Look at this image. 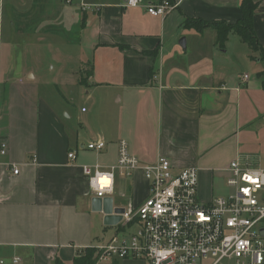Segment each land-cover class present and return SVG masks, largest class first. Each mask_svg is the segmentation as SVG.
<instances>
[{"label":"crops","instance_id":"crops-1","mask_svg":"<svg viewBox=\"0 0 264 264\" xmlns=\"http://www.w3.org/2000/svg\"><path fill=\"white\" fill-rule=\"evenodd\" d=\"M158 1L127 7L126 0H27L26 14L14 13L30 24L29 17L43 8V32L59 33L65 49L75 52L80 66L75 85L87 87L85 94L95 104L89 115H74L71 123L77 126L72 130L66 118L73 115L66 107L58 111L36 84L26 82L35 79L32 72L16 77L15 69L0 65V138L9 146L7 155L0 156V257L9 263L21 257L18 264H73L86 249L105 244L120 230L96 210L109 201L94 205L97 196L82 165L116 161L121 139L144 163L165 156L177 168L200 165L229 176V163L239 156L242 89L228 85L231 79L220 63L233 61L238 47L250 63L246 67L254 69L239 75L238 84L249 93L264 91L259 77L264 71V0H256L253 22L263 49L253 50L255 54L239 44L245 42L235 32L220 46L213 26H185L188 18L236 23L242 0H170L179 5L167 17L146 11ZM205 57L209 65L195 72ZM91 66L93 73L86 77ZM244 74L249 76L245 81ZM97 104L108 113L96 111ZM96 140H104L106 147L88 150V142ZM70 151L76 152L75 160L68 157ZM219 154H227L226 159L219 160ZM8 161L20 166L19 174L4 166ZM217 193L213 188L206 198ZM148 195L149 182L137 171L129 178L117 176L114 193L101 199L111 198L116 208L130 199L140 204ZM104 264L148 263L126 258Z\"/></svg>","mask_w":264,"mask_h":264},{"label":"built area","instance_id":"built-area-1","mask_svg":"<svg viewBox=\"0 0 264 264\" xmlns=\"http://www.w3.org/2000/svg\"><path fill=\"white\" fill-rule=\"evenodd\" d=\"M141 3L142 0H126L127 7ZM178 5L160 0L148 4L146 11L167 17ZM248 77L244 74L242 79ZM105 147L104 140L86 145L88 150L98 152ZM8 149V142L0 138V156L7 155ZM76 156L75 151L68 153L72 160ZM4 166L13 174L20 172V166L12 161ZM82 170L100 198L114 193L117 176L129 178L141 171L149 182L148 197L140 204L128 200L118 223L120 230L96 247L94 264L126 258L148 264H203L210 259L211 264H264V170L252 167L248 157L237 156L229 163L227 185L231 192L205 201L198 197L196 166L177 168L165 156L144 163L131 153L124 139L118 142L116 161L108 165L83 164ZM134 225L137 228L130 232ZM21 261V257H12L9 263L0 257V264Z\"/></svg>","mask_w":264,"mask_h":264},{"label":"rangeland","instance_id":"rangeland-1","mask_svg":"<svg viewBox=\"0 0 264 264\" xmlns=\"http://www.w3.org/2000/svg\"><path fill=\"white\" fill-rule=\"evenodd\" d=\"M26 2L27 0H0L1 68L3 70L15 69L14 73L17 75L16 77H25L27 72H32L35 75V79L30 81L26 78V82L36 84L35 86L38 87L39 94L58 111L64 105L67 111L73 115V119L66 118L67 122L71 123L75 120L74 115L76 113L82 114L83 117L89 115L95 104V99L87 98L85 94V91L88 89L87 87L75 85L80 69L76 59L77 56L74 54L75 52L65 49L63 38L59 33L53 35L43 32L45 24L42 19L44 13L43 8H41L42 13L36 14L35 17H29V19L31 18L30 24L25 19L27 17H13L14 13L26 14L29 9L26 6ZM33 13H35V8L33 9ZM239 44L249 54L256 53V51L251 50L245 43L240 42ZM234 48L235 50L232 54L233 61L220 63V67L225 66L224 74L231 79L228 85L239 87L240 90L242 89L238 121L240 146L237 154L240 158L248 157L252 167H258L264 170V119H262L264 117V111L260 112L261 110H259L264 107V91L252 90L249 93V91H245L247 87L238 84L237 77L239 75L243 73L251 74L254 69L246 67V63L248 65L250 63L244 60V54L242 56V52L238 47ZM187 57L190 58V53ZM200 59H202L199 61L200 68L196 67L195 72L206 69V65H209L206 57ZM248 61L251 62L249 57ZM5 89L6 91L8 90V88ZM98 90L104 91V89ZM3 95H5L4 92ZM83 107L86 112H82L81 109ZM96 111H99L103 115L108 113L104 106L99 104H97ZM261 113H263L262 116ZM63 116L65 118L67 116L66 113H63ZM247 119H250L252 122L247 124ZM76 126V123H71L70 129L76 130ZM226 155L219 154L218 159L223 161L226 159ZM199 167L201 166L199 165ZM199 167L197 168L199 169L198 197L200 201L207 200L208 192L213 188L215 191H219L216 195H226L231 192V189L227 185V177L224 171L217 169L210 171L209 169ZM202 173L204 179H201ZM136 228L137 225L130 227V232H134ZM90 248H95L96 250V247ZM211 263L212 259L203 262V264ZM221 264H229V262H223Z\"/></svg>","mask_w":264,"mask_h":264},{"label":"trees","instance_id":"trees-1","mask_svg":"<svg viewBox=\"0 0 264 264\" xmlns=\"http://www.w3.org/2000/svg\"><path fill=\"white\" fill-rule=\"evenodd\" d=\"M258 6L259 3L256 0H242L240 6L242 17L236 23H227L224 21L205 22L203 20L188 18L185 22V26L197 30H201L207 26H213L217 30L216 43L220 46H224L229 34L235 32L251 47L252 50H261L263 48L258 41L253 22L255 11ZM92 73V66L86 69V77H89ZM259 77L261 78L262 86L264 88V71L259 73ZM95 251V248L86 249L81 255L75 258L73 264H94Z\"/></svg>","mask_w":264,"mask_h":264},{"label":"water","instance_id":"water-1","mask_svg":"<svg viewBox=\"0 0 264 264\" xmlns=\"http://www.w3.org/2000/svg\"><path fill=\"white\" fill-rule=\"evenodd\" d=\"M180 44L185 47L186 46V39L182 38V40L180 41ZM102 201H109V205L105 204L104 209L102 210V208H98L96 210L98 211H103L104 212V222L107 224H111V225H115L117 223H119L122 219L121 213L124 212V208L123 207H113V202L111 198H105L104 200L101 199L100 197H97L94 199L93 203L94 205L98 204V202H102Z\"/></svg>","mask_w":264,"mask_h":264},{"label":"bare ground","instance_id":"bare-ground-1","mask_svg":"<svg viewBox=\"0 0 264 264\" xmlns=\"http://www.w3.org/2000/svg\"><path fill=\"white\" fill-rule=\"evenodd\" d=\"M104 182H105V183H107V181H106V180H105Z\"/></svg>","mask_w":264,"mask_h":264}]
</instances>
